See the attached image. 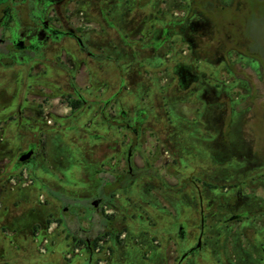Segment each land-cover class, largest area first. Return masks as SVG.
Segmentation results:
<instances>
[{"label":"rangeland","instance_id":"374dc122","mask_svg":"<svg viewBox=\"0 0 264 264\" xmlns=\"http://www.w3.org/2000/svg\"><path fill=\"white\" fill-rule=\"evenodd\" d=\"M158 1L157 6L155 0H78L79 12L93 17L96 24V30L88 33L86 45L97 58L88 57L75 41L64 40L65 50L87 75L81 74L80 82L86 77L110 93L120 86L123 75L127 89L117 108L130 114L143 109L148 115L138 149L133 152L134 162L142 173L158 181L138 180L121 189V197L115 193L110 203L106 200L99 204L104 215L121 212L116 229L120 233L126 230V246L121 247L122 237H108L99 242L98 253L93 245L90 249H74V242L59 226L42 236L48 241L46 246L41 243L46 249L42 253L31 227L50 214L59 218L67 208L66 212L76 215L80 228L94 236L97 219L89 203L103 198L99 188L104 184L99 178L106 177L103 171L126 172V144L133 140L131 132L96 125L88 130L86 116H71V129L48 133L45 158L39 147L33 184L7 190L11 188L7 179L13 176L7 152L13 154L19 147L38 143V138L39 142L44 140L24 122H10L0 130V186L7 190L0 201V264H176L196 244L199 234L198 199L189 178L207 180L200 187L206 218L204 252L189 256L183 264H237L241 257L240 264H264V0L222 1L225 11L221 22L220 7L213 10L220 6V0H209L204 6L207 18L200 17L195 5L192 8V0ZM189 14L192 20L208 19L209 40L213 37L220 42L222 38L218 47L209 46L206 62L190 60L187 46L179 37L157 51L153 46L161 37L154 39L155 28L140 40L131 37L132 44L121 43V34L138 29L145 32L150 23H143L152 21L153 16L164 25L163 15L178 21ZM91 27L82 22L79 30ZM241 32L254 41L255 50L261 54L249 49ZM135 41L139 45L151 43L152 47L143 52L135 50ZM102 52L111 59L101 58ZM255 57L262 59V64ZM175 64L193 67L199 84L184 91L173 73ZM23 84L24 74L0 70L3 100L9 101L7 95ZM10 110L0 111V122L9 118ZM57 112L65 114L66 110L59 107ZM121 148L117 162L112 161ZM144 160L150 165L146 166ZM26 169L33 172V166L22 167L14 173L17 181ZM44 187L67 197L84 198L88 205L60 204ZM238 206L244 213L240 225L233 220L239 213ZM105 224L114 230V219ZM179 224L186 226L185 239L178 236Z\"/></svg>","mask_w":264,"mask_h":264},{"label":"flooded vegetation","instance_id":"af4514ba","mask_svg":"<svg viewBox=\"0 0 264 264\" xmlns=\"http://www.w3.org/2000/svg\"><path fill=\"white\" fill-rule=\"evenodd\" d=\"M127 1L128 0H119V2L126 3ZM208 1L209 0H201L200 4L205 6L208 4ZM222 1L224 0H220V7ZM155 2L158 6L160 1L155 0ZM191 4L193 8L194 0H192ZM79 11L80 4L78 0H0V70H4V72H15L18 75L24 74L25 77V84L17 86V91L15 90L13 94L7 95L9 96V101H5L0 97V111L7 107L12 109L10 110L9 118L6 121L0 122V130L10 122L19 125L24 122L27 127L35 130L38 135L42 134L44 137L42 142H39L38 138V143H31L27 148L19 147L13 154H10V152L6 154L13 169V176H9L7 179L10 182L14 181V173H18L19 169L26 166H33V172L28 169L25 170V174L22 178L24 181L22 186H30L35 180V171L37 169L36 157H39L37 154L39 147H42V158L46 157V153L43 151L45 135L60 130L71 129L68 121L71 116H86L85 118L89 119L86 125L88 130L92 128V125H96L101 128H108L109 130L119 128L131 132L133 140L126 144V172L112 173L103 171L102 173H105L106 177H100L99 179H104V184H102L101 187L98 185V187L103 190V198L89 203L93 208L94 214H104V211L99 208V204L103 201H105V203L107 201L110 203L115 193H118L121 189L128 188L126 185L115 191H110L107 189V184L125 181L129 186H132L138 180H157V177L152 176L150 178V176L145 175L134 162L133 152L135 149H138L139 139L144 132L143 126L148 120V115L143 109L130 114L123 108H117L119 99L127 89L125 88L126 81L123 78L124 76L121 75L120 86L110 93L103 91V87L90 83L86 80V77L80 82V75H87L84 72H80V67L75 62L72 55L65 50L64 40L71 39L75 41L80 50L90 58H97V55L91 53L86 45L88 33L96 30L94 18H89ZM196 11L201 13L200 17L207 18L205 12L200 10ZM221 14H223V12H220V22L223 18ZM167 16L168 15H163L165 22L164 25L162 24L163 29L160 34L159 30L161 29L160 27H162V21L159 18L154 19L153 16L152 21H144L143 24L150 23L146 25L145 32L138 29L134 33L121 34V43L127 45L132 44L129 42L131 37H137V40H140L144 34L148 33L149 29L155 28L157 30L154 32V39L157 40L161 37V41L153 46L157 51L172 38L179 37L187 46V54L190 60L194 62L196 60L199 62H206L207 59L204 55L208 51L209 46L211 45L212 48H216L219 44L221 45L222 38H220V42L213 37L209 40L207 33L209 25L208 19L192 20V14H189L187 18L176 21L170 20L169 18L167 19ZM242 17L243 15L240 19ZM82 22H88V24L93 27L87 31L79 30ZM111 25L115 27L114 23H111ZM238 27L241 28L239 24ZM116 30L118 31L117 28ZM242 33L243 32L240 34L241 38L248 43L249 49L255 54H261V51L255 50L254 41L247 39ZM241 38L239 40L240 43L242 42ZM137 42L139 41H135L134 43H136V45H133L135 50L137 49L143 52L152 47L151 43L145 44L142 42L139 45ZM100 57L103 59L108 58L105 57L104 52L101 53ZM108 59L111 58L109 57ZM256 59L262 64V59L259 57ZM172 70L177 78V84L184 91L192 89V87L198 85L200 82V77L194 72L193 67L175 64ZM55 72L61 73V75H57ZM88 75H90V73H88ZM19 80L20 79L17 81ZM193 90L196 91L198 89L193 88ZM4 96L5 95L2 97ZM54 102L57 104H54ZM59 107L65 108V114H58L57 109ZM197 112L199 113L198 110ZM91 137L99 138L96 135H92ZM0 143L2 142L0 141ZM29 149H33L30 161L22 166L17 165L19 155ZM122 149L123 148L119 149L118 157L112 159V161L114 160L117 162L122 153ZM11 160H14V162L11 163ZM144 161L146 162V166L150 165L147 160ZM2 177L3 174L1 176V182ZM189 182L195 189L198 199L200 223L196 244L198 243V239L201 238V246L182 259V256L195 247L196 244L189 248L181 255L176 264H183L189 256L204 252L202 239L206 218L200 187L204 185V183H207V180L201 181L197 178H189ZM13 184H15V182ZM205 185L209 187L208 184ZM240 195L241 192L239 191L237 193V198L239 200ZM244 204L239 205L242 206ZM240 206L237 208L239 213L233 216V220L238 222L239 225L243 219L242 214H244L240 213ZM66 211L67 208L63 210V212ZM106 216L111 217L110 221H106L107 223L113 221V215ZM60 218L61 216L56 218L55 221L60 220ZM57 225L59 224L57 223ZM114 230L112 229L113 234L110 237L113 238V240H117V234H115ZM186 232V226L184 224H179L178 236L181 239H185ZM120 237L121 236H119V238ZM95 251L98 253L99 249L97 248ZM261 252L262 260L264 261V249L262 247ZM237 259L235 263L240 264L239 259H242V257Z\"/></svg>","mask_w":264,"mask_h":264},{"label":"trees","instance_id":"16d2710c","mask_svg":"<svg viewBox=\"0 0 264 264\" xmlns=\"http://www.w3.org/2000/svg\"><path fill=\"white\" fill-rule=\"evenodd\" d=\"M201 0H194V5L196 6V8H198V10L203 11L206 13L204 6H202L200 4ZM219 5H216L213 7V10L216 9L217 11H219ZM225 11V7L221 6L220 7V12H224ZM22 175L19 176V178ZM128 185L127 182H117L114 184H107V189H109L110 191H115L117 189H120L124 186ZM45 189H47L49 191V193L51 194V196L56 199L59 203L65 205V206H72V207H83V206H87L88 205V201L84 198H72V197H67L64 195H61L58 192L49 190L48 188L44 187ZM94 216L97 219L96 222V226L97 228V233L93 235V233L91 231H84L80 228L79 223L77 221V217L75 214L70 213V212H63L61 214V218L60 220H57L55 222H57L59 225H61L65 232L67 233L66 237L67 239L71 238L72 241L74 242V249H79L82 247H86L87 249H90V245H93L94 249L98 248L99 242H101L104 238H108L110 236H112L113 231L112 229L108 228L105 224V221H110L111 217L110 216H106L104 214L101 213H96L94 214ZM53 222L51 216H49V218L46 220L47 224H51ZM35 231H37L35 229ZM120 234L116 235V238L119 239ZM264 253V252H263Z\"/></svg>","mask_w":264,"mask_h":264},{"label":"crops","instance_id":"0c3cea01","mask_svg":"<svg viewBox=\"0 0 264 264\" xmlns=\"http://www.w3.org/2000/svg\"><path fill=\"white\" fill-rule=\"evenodd\" d=\"M50 134H52V133H50ZM48 136V134H46L45 135V139H46V137ZM44 153H45V144H44ZM24 174H25V172H24ZM24 174L20 177V179H22L23 178V176H24ZM36 178V177H35ZM19 179V181H17L16 179H15V177H14V181L13 182H10V181H8V185L11 187L10 189H7V190H13V189H16V187H17V185H21L20 186V189H22V188H26V187H28V186H22V183L24 182L23 180H20ZM15 182V184H13ZM1 186H2V184H1ZM1 186H0V201H1V199H2V195H3V193L5 192V191H7V190H4L3 188H1ZM31 186V185H30ZM119 194L117 195V197L119 198V197H121V191H119L118 192ZM1 205V204H0ZM119 213H121V212H119ZM119 213H117V215L116 216H114V224H115V231H118L119 233L121 232V231H119L118 229H116V220H117V216L119 215ZM49 216H51V218H52V220H53V222L51 223V224H47L46 223V220L49 218ZM48 217H47V219L44 221V222H36V223H34L33 225H32V227H31V230H32V235H33V237L35 238V239H37V241H38V244L40 245V251L42 252V253H44V252H46L45 250V248H44V245L46 246L47 245V239L46 238H43L42 236L43 235H49L50 233H53L54 231H55V229L56 228H59V226L60 225H57V223L55 222V219H56V215H52V214H50ZM35 229L37 230V231H35ZM49 231V232H48ZM123 231V230H122ZM120 236L122 237L121 239H122V243H123V245L121 246V247H124V246H126V243H127V238H128V236L126 235V230L124 229V231L122 232V233H120ZM44 243V245H43V247H42V244L41 243ZM77 253H78V250H75ZM89 260H92L91 259V256H90V259ZM100 264H102V262H100Z\"/></svg>","mask_w":264,"mask_h":264},{"label":"water","instance_id":"95a60500","mask_svg":"<svg viewBox=\"0 0 264 264\" xmlns=\"http://www.w3.org/2000/svg\"><path fill=\"white\" fill-rule=\"evenodd\" d=\"M32 154H33V149H29L28 151L22 152L19 155L18 159H17V165L22 166V165L27 164L30 161ZM200 246H201V238L198 239V243L196 244L195 247H193L192 249H190L187 253H185L182 256V259L185 256H187L189 253H191V252L197 250L198 248H200Z\"/></svg>","mask_w":264,"mask_h":264}]
</instances>
